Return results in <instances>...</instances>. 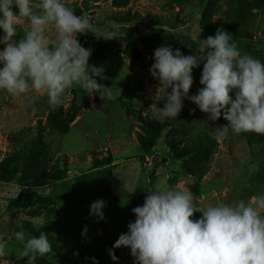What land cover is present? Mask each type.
Returning <instances> with one entry per match:
<instances>
[{"label": "rangeland", "instance_id": "374dc122", "mask_svg": "<svg viewBox=\"0 0 264 264\" xmlns=\"http://www.w3.org/2000/svg\"><path fill=\"white\" fill-rule=\"evenodd\" d=\"M33 2L38 3V0ZM65 2L77 15H87L102 32H112L111 39L118 37L121 31L111 21L112 16L128 11L136 14L137 19L131 27L163 31L164 35L158 39L161 46L178 48L186 56L195 54L197 49L182 45L180 39L187 38L198 46L199 37L206 39L209 36L199 26L204 15L213 25L220 17L232 15L244 24L251 37V40L235 39L241 51L264 60V0H190L184 7L175 6L173 10L166 8L171 0H129L128 6L120 10L112 8L111 0ZM176 13L180 16L179 23L175 19ZM25 30L22 23L14 39L19 41ZM3 35L0 30V37ZM53 35L50 34V38ZM79 38L91 40L93 44L99 40L109 41L98 52L93 50L89 64L103 68L105 78L98 83L106 81L105 86L111 87L112 95L103 101L98 94L89 96L80 87L68 90L62 108L69 109L73 104L81 107L69 132L61 137L46 132L45 140L51 155L34 164L28 163V167L22 166L18 177L26 179L24 187L16 183H0V242L8 252L4 258L8 264H26V258L20 256L21 245L13 236L20 226L29 236H39L41 232L47 234L52 244L53 254L38 257L35 264H66L69 257L78 258L77 252L81 250L88 256L101 250L113 252L118 264H134L130 250L115 249L113 245L122 233L128 231V224L135 220L132 209L143 205L151 189L175 185L189 187L194 197H198V208L219 202H247L253 195L264 191V145L249 147L242 134H229L223 140L215 138L217 145L211 155L196 162H189L186 156L182 160L173 157L168 139L175 143L176 155L182 157L189 144V134L200 131L215 137L217 128L228 123L223 115L218 121H208L207 115L188 100L184 101L180 114L186 113L190 118L189 131L169 134L172 129L167 121L155 147L144 155L136 133L155 121L152 97L158 82L150 73L154 51L138 45V60L134 62L126 53L124 38L110 41L92 33ZM247 45L251 49H247ZM3 48L4 45H0V50ZM202 70L203 65L193 69L194 84L189 95L196 94L202 87L199 83ZM126 88L132 89L126 91ZM124 91L129 106L139 113V118L124 113L121 105ZM230 95L235 98V93ZM158 106L162 108L163 102ZM49 109L46 95L29 92L15 97L0 91V163L9 155L28 148L29 139L35 137L37 121L44 123ZM261 136L264 139V135ZM106 157L110 158V165L94 168V159ZM63 159L66 167L62 165ZM139 159L143 162L140 163ZM56 165L65 175L64 180L42 184L43 188L28 187L33 175H39L45 183L56 177ZM199 166L203 172L200 178L189 172ZM23 194L46 197L55 203L46 208L30 204L10 207V201ZM97 200L106 204L103 220L89 214L90 205ZM201 215L200 212L194 213L193 219H199ZM111 264H114L113 260Z\"/></svg>", "mask_w": 264, "mask_h": 264}, {"label": "clouds", "instance_id": "9594fccd", "mask_svg": "<svg viewBox=\"0 0 264 264\" xmlns=\"http://www.w3.org/2000/svg\"><path fill=\"white\" fill-rule=\"evenodd\" d=\"M22 23L26 30L16 41ZM0 30L4 33L0 37L4 45L0 91L15 97L29 92L46 95L52 109L63 103L73 87L89 96L98 94L103 101L111 97V87L98 83L105 78L103 68L89 64L93 50L85 48L79 37L92 33L110 40L114 34L102 32L87 15H77L65 0H0ZM50 34L54 35L50 38ZM201 65L202 87L189 95L193 69ZM150 73L158 82L152 97L156 122L177 119L188 100L208 121H218L223 115L228 123L217 128V140L229 134L264 135V61L242 52L227 31L218 29L214 36L199 37L192 55L167 45L158 47ZM147 193L143 205L132 209L134 222L113 245L130 249L134 264H264V191L247 202H219L205 208H198V197L189 187H156ZM105 206L103 200L93 202L90 216L103 220ZM197 212L202 215L193 219ZM13 236L26 264L53 254L43 232L29 236L20 226ZM7 255L0 242V264H8ZM109 255L118 264L115 254ZM92 264L98 261L92 258Z\"/></svg>", "mask_w": 264, "mask_h": 264}, {"label": "trees", "instance_id": "16d2710c", "mask_svg": "<svg viewBox=\"0 0 264 264\" xmlns=\"http://www.w3.org/2000/svg\"><path fill=\"white\" fill-rule=\"evenodd\" d=\"M190 0H171V3H167V9L173 10L174 7L182 8L185 5L189 4ZM129 0H111V6L114 9L120 10L124 9L128 6ZM212 5V4H211ZM213 7V5H212ZM224 14V13H223ZM137 19L136 14H131L129 11L123 14H115L112 16L111 21L114 25L118 26L120 31V35L115 37L112 40H116L119 38L120 40L127 41V50L126 53L128 57L137 62L138 60V45L142 44L146 47L150 48L152 51H155L158 47L161 46L158 39L164 35L163 31H157L150 28H140V27H131L130 25L134 20ZM176 22L179 23L180 16L179 13L175 15ZM200 29L208 34L209 36H214L218 29H223L231 34L235 39L238 40H251L249 37L247 30L244 24L237 21V19L233 18L232 15H224L219 18V21L216 25L208 22L206 20V15H204L199 23ZM81 37V36H80ZM80 43L86 47L91 48L92 50L96 49L98 52L100 49L104 48L109 41L99 40L96 44L91 43V40H86L84 38H79ZM182 45H186L189 48L197 49L198 46L190 41L187 38L180 39ZM84 43V44H83ZM247 49H251L250 45H247ZM93 54V51H92ZM91 55L90 58H92ZM264 61V60H263ZM102 84L107 85L106 81H102ZM132 88H126V91H130ZM127 96L125 95V91L122 95V109L124 113L128 116H135L139 118V113L129 106ZM80 106L73 104L69 109L64 110L62 106L52 109L50 107L46 121L42 123L41 120H38L35 126V137L29 139V145L26 150H22L18 153H13L9 155L5 160L0 163V183H16L22 187L26 184V179L23 177H18V173L22 169L23 165L28 167V163L34 164L35 162L44 159V156L48 157L51 155V149L48 143L45 140V134L48 132L51 136L61 137L69 132L70 124L73 122V119L77 112L80 110ZM170 130L169 134H174L177 131L187 132L189 131V123L190 118L186 113L179 114L177 119L169 120ZM165 129L164 125L153 121L146 127H141V131L136 133V138L139 144L140 149L143 151L144 155H148L150 151L157 144L158 139L161 137L163 130ZM187 130V131H186ZM247 142L249 147H253L256 145H264V139L261 135L245 133L242 134ZM169 138V137H168ZM189 144L185 147V151H183V156H177L174 149V142L172 140L167 141V144L171 147V151L173 152V157L176 160H182L186 158L189 162H193L201 157H209L212 151L216 148V139L215 137L206 134L205 132H195L193 134H189L188 136ZM139 162L142 163L143 160L139 159ZM164 162V161H163ZM94 164L96 169L102 168L104 164L110 165L111 160L109 157L98 160L94 159ZM62 165L67 166L66 161L63 159ZM57 176L49 180L48 183H45L39 175H33L32 179H29L30 183L28 187L32 188H43L41 185L55 184L56 182L64 180L65 175L61 174V170L56 165ZM201 167L199 166L195 171H189L191 175L198 176L200 178L203 175L201 171ZM54 201L46 198L39 197L34 194H23L18 198L10 201V207H24L26 204H30L29 206L35 205L37 208H46L47 206L54 205ZM34 213V212H33ZM130 250V249H128ZM87 252L81 250L77 252L78 258L69 257V259L65 261L66 264H92V258H95L98 261V264H111V256L109 253H105L104 251H99L97 254H93L88 256ZM63 257V256H62ZM61 257V258H62Z\"/></svg>", "mask_w": 264, "mask_h": 264}]
</instances>
